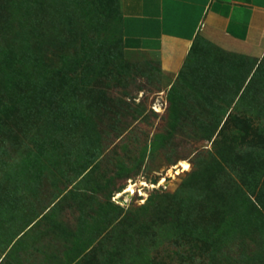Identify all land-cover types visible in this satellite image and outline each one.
Masks as SVG:
<instances>
[{
    "label": "rangeland",
    "instance_id": "374dc122",
    "mask_svg": "<svg viewBox=\"0 0 264 264\" xmlns=\"http://www.w3.org/2000/svg\"><path fill=\"white\" fill-rule=\"evenodd\" d=\"M0 264H264V52L174 78L120 0H0Z\"/></svg>",
    "mask_w": 264,
    "mask_h": 264
},
{
    "label": "crops",
    "instance_id": "0c3cea01",
    "mask_svg": "<svg viewBox=\"0 0 264 264\" xmlns=\"http://www.w3.org/2000/svg\"><path fill=\"white\" fill-rule=\"evenodd\" d=\"M121 39L172 77L195 65L246 83L264 52V0H120Z\"/></svg>",
    "mask_w": 264,
    "mask_h": 264
},
{
    "label": "bare ground",
    "instance_id": "6f19581e",
    "mask_svg": "<svg viewBox=\"0 0 264 264\" xmlns=\"http://www.w3.org/2000/svg\"><path fill=\"white\" fill-rule=\"evenodd\" d=\"M179 165L182 166L183 169H186V167H187V162H186V161H181ZM176 174H177V173H176ZM133 186H134V185H133ZM131 187H132V186H131Z\"/></svg>",
    "mask_w": 264,
    "mask_h": 264
},
{
    "label": "trees",
    "instance_id": "16d2710c",
    "mask_svg": "<svg viewBox=\"0 0 264 264\" xmlns=\"http://www.w3.org/2000/svg\"><path fill=\"white\" fill-rule=\"evenodd\" d=\"M123 44V43H122ZM124 46V45H123Z\"/></svg>",
    "mask_w": 264,
    "mask_h": 264
}]
</instances>
